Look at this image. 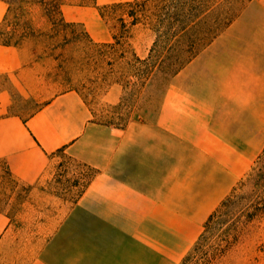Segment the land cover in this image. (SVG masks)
<instances>
[{
    "label": "crops",
    "instance_id": "1",
    "mask_svg": "<svg viewBox=\"0 0 264 264\" xmlns=\"http://www.w3.org/2000/svg\"><path fill=\"white\" fill-rule=\"evenodd\" d=\"M6 51L17 111L0 117V264H181L264 154V13L210 43L205 93L193 82L179 112L120 127L95 122L76 90L39 97L30 52ZM60 152L91 176H57Z\"/></svg>",
    "mask_w": 264,
    "mask_h": 264
},
{
    "label": "rangeland",
    "instance_id": "2",
    "mask_svg": "<svg viewBox=\"0 0 264 264\" xmlns=\"http://www.w3.org/2000/svg\"><path fill=\"white\" fill-rule=\"evenodd\" d=\"M2 1L7 11L0 18V117L17 111L11 73L4 68L6 50L17 45L36 63L39 97L76 90L95 122L119 127L133 115L154 120L157 114L179 112V98L193 96V82L196 94L205 93L210 43L239 17L264 13L255 6L264 0H141L143 10L131 24L126 9L133 0ZM174 11L176 20H171L168 15ZM157 14L165 18L158 25ZM174 61L179 62L175 73L170 65ZM27 104L20 108L28 109ZM56 160L57 176L83 183L93 172L67 153H57ZM235 187L229 222L238 210H249L264 197V154ZM224 211L215 221L227 216ZM201 230L202 225L199 234ZM235 232L238 240L208 264H264V215L243 219ZM199 234L184 264L198 263L216 231L206 232V242L194 251Z\"/></svg>",
    "mask_w": 264,
    "mask_h": 264
},
{
    "label": "trees",
    "instance_id": "3",
    "mask_svg": "<svg viewBox=\"0 0 264 264\" xmlns=\"http://www.w3.org/2000/svg\"><path fill=\"white\" fill-rule=\"evenodd\" d=\"M127 5L128 8L126 9V14L128 17L131 18V24H135L138 22L137 13L142 12L144 2L141 0H133L132 2H127ZM175 16H177V13L174 11L173 14L168 15V18L171 20H176ZM164 19L165 18L161 19V17L157 14L155 24H160ZM171 20L168 21L169 27L173 24V21ZM168 32L169 30L163 32V35ZM170 65L174 73L179 69V62H170ZM235 190L236 187H234L232 191L224 199L221 200L217 207L207 216V218L202 223V230L193 245L194 251L199 250L202 245H204V241L206 242V232L216 231V236L208 244V250H210V252L207 250L206 253L200 256L198 263L196 264H208L209 262H211V260L219 257L229 246L236 242L238 240V235L235 230L237 229L239 222H242L243 219L244 221L248 222L264 215L263 197L260 198V200L253 202L249 210H238V213L234 214L235 219L229 222V214H227V211L230 205L235 202ZM241 199L242 197H239V200ZM223 209H225L224 212H226L225 215L227 216L221 217L218 221H215V218L217 217L218 213ZM188 257H190V254H187L185 257H183L181 264H184Z\"/></svg>",
    "mask_w": 264,
    "mask_h": 264
}]
</instances>
